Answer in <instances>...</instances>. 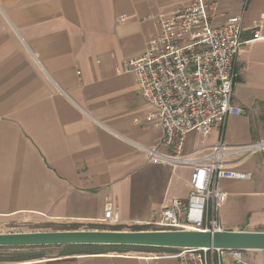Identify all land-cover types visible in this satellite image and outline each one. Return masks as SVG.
I'll list each match as a JSON object with an SVG mask.
<instances>
[{
    "label": "crops",
    "instance_id": "0c3cea01",
    "mask_svg": "<svg viewBox=\"0 0 264 264\" xmlns=\"http://www.w3.org/2000/svg\"><path fill=\"white\" fill-rule=\"evenodd\" d=\"M213 25L243 12L246 43L232 104L242 110L206 136L187 135L183 154L264 141V0H213ZM191 0H0V217L39 216L144 227L172 199L186 201L191 168L153 165L164 151L155 110L140 96L128 59L159 33V20ZM123 18V20H121ZM258 32L260 38L254 40ZM155 118V117H154ZM221 180L223 231L264 233V152ZM172 251L44 257L6 264H178Z\"/></svg>",
    "mask_w": 264,
    "mask_h": 264
},
{
    "label": "built area",
    "instance_id": "2783aa9c",
    "mask_svg": "<svg viewBox=\"0 0 264 264\" xmlns=\"http://www.w3.org/2000/svg\"><path fill=\"white\" fill-rule=\"evenodd\" d=\"M215 7L213 0H191L187 7L159 20V33L141 55L124 64V71L134 76L140 96L155 110L148 120L157 119L162 129L164 151L147 149L149 163L192 170L187 200L172 199L146 223L156 231L222 232L218 216L226 196L218 183L250 177L230 170V160L264 152V141L229 147L220 137L214 146L183 154L188 134L206 136L212 128H223L230 116L243 113L232 104L236 61L246 43L243 12L215 26L211 14ZM252 38L259 39V33ZM100 223H117L110 206ZM245 253L184 248L173 249L168 256L178 264H253L244 259Z\"/></svg>",
    "mask_w": 264,
    "mask_h": 264
},
{
    "label": "water",
    "instance_id": "95a60500",
    "mask_svg": "<svg viewBox=\"0 0 264 264\" xmlns=\"http://www.w3.org/2000/svg\"><path fill=\"white\" fill-rule=\"evenodd\" d=\"M85 245L158 249H230L264 252V233L193 231H62L0 235V248Z\"/></svg>",
    "mask_w": 264,
    "mask_h": 264
},
{
    "label": "rangeland",
    "instance_id": "374dc122",
    "mask_svg": "<svg viewBox=\"0 0 264 264\" xmlns=\"http://www.w3.org/2000/svg\"><path fill=\"white\" fill-rule=\"evenodd\" d=\"M116 227V226H115ZM113 225L104 223L100 224H66L63 222H55L39 216H17L11 218L0 217V235L14 234H32V233H52L62 231H111L115 228ZM121 231L132 232V225H122ZM148 231H156L155 228L147 227ZM28 248V249H27ZM21 249H25L21 252ZM61 248L57 246H47L44 248H11L1 247L0 256L10 258L14 254L29 253H44L45 257L59 256ZM244 259L253 264H264V252H246ZM6 264V263H0Z\"/></svg>",
    "mask_w": 264,
    "mask_h": 264
},
{
    "label": "trees",
    "instance_id": "16d2710c",
    "mask_svg": "<svg viewBox=\"0 0 264 264\" xmlns=\"http://www.w3.org/2000/svg\"><path fill=\"white\" fill-rule=\"evenodd\" d=\"M75 231V229H72ZM111 231H121V227H115L110 229ZM132 232L136 231H148L147 227H136L134 226ZM105 231V230H102ZM62 250L59 253V257H69L75 255H103L109 253H118V254H126V253H149V252H157V251H172L173 249H156V248H137V247H100V246H85V245H68V246H57ZM29 248H38V247H29ZM44 248V247H39ZM28 249V248H27ZM25 250V249H24ZM21 249V252L24 251ZM45 257L44 253H21L14 254L10 258H5L0 256V263H20L26 261L40 260Z\"/></svg>",
    "mask_w": 264,
    "mask_h": 264
}]
</instances>
